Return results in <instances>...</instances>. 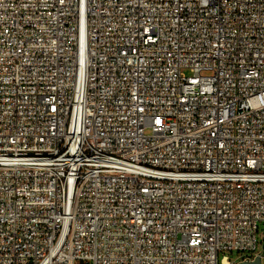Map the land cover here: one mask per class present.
<instances>
[{
    "label": "built area",
    "instance_id": "1",
    "mask_svg": "<svg viewBox=\"0 0 264 264\" xmlns=\"http://www.w3.org/2000/svg\"><path fill=\"white\" fill-rule=\"evenodd\" d=\"M262 224L264 0H0V264H264Z\"/></svg>",
    "mask_w": 264,
    "mask_h": 264
},
{
    "label": "rangeland",
    "instance_id": "2",
    "mask_svg": "<svg viewBox=\"0 0 264 264\" xmlns=\"http://www.w3.org/2000/svg\"><path fill=\"white\" fill-rule=\"evenodd\" d=\"M184 73H185L187 76H189V72H188V71H184ZM147 133H149V132H147ZM263 233H264V224L260 225V231H259V234H260V235H262ZM230 257H231V259H232L233 261H235V260L239 257V255L234 254V255H230Z\"/></svg>",
    "mask_w": 264,
    "mask_h": 264
},
{
    "label": "water",
    "instance_id": "3",
    "mask_svg": "<svg viewBox=\"0 0 264 264\" xmlns=\"http://www.w3.org/2000/svg\"><path fill=\"white\" fill-rule=\"evenodd\" d=\"M263 249H264V245H263ZM243 264H261V263L259 259H256L254 263H243Z\"/></svg>",
    "mask_w": 264,
    "mask_h": 264
}]
</instances>
